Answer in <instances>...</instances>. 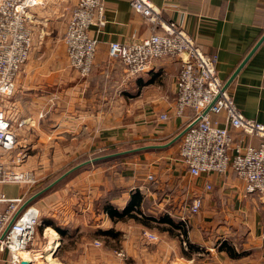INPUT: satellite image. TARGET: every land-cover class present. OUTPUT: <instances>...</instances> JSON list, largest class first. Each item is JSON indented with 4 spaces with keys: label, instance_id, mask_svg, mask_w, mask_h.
Returning <instances> with one entry per match:
<instances>
[{
    "label": "crops",
    "instance_id": "0c3cea01",
    "mask_svg": "<svg viewBox=\"0 0 264 264\" xmlns=\"http://www.w3.org/2000/svg\"><path fill=\"white\" fill-rule=\"evenodd\" d=\"M102 1L104 23L90 29L97 49L86 76L70 65L62 40L77 0H40L29 8V54L14 91L1 104L16 134L14 149L0 148L3 167L41 181L79 157L122 152L91 163L34 201L44 219L23 256L43 255L52 245L51 260L40 257L31 264H264V202L245 193L243 180L231 168L225 174L191 176L179 159L182 135L174 138L193 117L191 108L182 115L174 111L179 61L158 57L144 71L130 74L120 60L109 57V42L140 41L152 28L127 0ZM150 1L165 21L215 57L216 74L226 81L264 33V0ZM227 84L240 112L264 124V39ZM212 118L226 125L222 114ZM231 132L235 143H259ZM21 153L25 158L16 163ZM33 189L0 184L5 197L27 200ZM134 192L141 196L138 208L144 216L186 217L175 221L185 235L170 233L173 227L166 222L107 216L104 205L122 209ZM195 195L202 204L190 215ZM4 206L0 203V209ZM143 231L155 233L157 240H148ZM183 241L196 249H186ZM224 241L238 256L218 248ZM0 264H9L6 249L0 250Z\"/></svg>",
    "mask_w": 264,
    "mask_h": 264
},
{
    "label": "built area",
    "instance_id": "2783aa9c",
    "mask_svg": "<svg viewBox=\"0 0 264 264\" xmlns=\"http://www.w3.org/2000/svg\"><path fill=\"white\" fill-rule=\"evenodd\" d=\"M40 0H0V148H15L16 134L5 117L2 101L14 91V80L26 61L31 37L28 27L29 8ZM131 8L146 20L152 33L131 43L111 41L108 55L120 60L130 74L146 69L152 59L170 56L179 61L174 78V111L182 115L187 108L193 117L182 134L179 159L191 176L201 173L225 174L231 168L244 182V191L264 201V124L244 116L228 91L227 81L215 71V57L205 53L194 38L172 21L161 17V10L150 0H127ZM104 23L102 0H77L62 37L70 65L85 76L92 69L97 39L90 35L92 27ZM222 114L226 125H220L212 115ZM166 118L165 114L160 115ZM231 129L242 137H255L258 145H242L233 141ZM23 155H16L15 162ZM28 173L4 168L0 162V184H24L31 181ZM148 179H153L148 175ZM206 189L210 185L206 184ZM0 250L9 253V264H31L22 255L32 241L39 224V208L25 204L23 197L0 194ZM202 198L192 197L190 215L199 212ZM155 239V235L147 233Z\"/></svg>",
    "mask_w": 264,
    "mask_h": 264
},
{
    "label": "rangeland",
    "instance_id": "374dc122",
    "mask_svg": "<svg viewBox=\"0 0 264 264\" xmlns=\"http://www.w3.org/2000/svg\"><path fill=\"white\" fill-rule=\"evenodd\" d=\"M75 69V68H74ZM91 71V70H90ZM89 71V72H90ZM80 74V73H79ZM86 76V75H85ZM102 154H104L105 155V153H102ZM101 154V155H102ZM18 155H23V158H22V161H23V159L25 158V154L24 153H21V154H18ZM97 156H99V155H97ZM93 157H96L95 155H92V156H89V157H86V156H82V157H79L78 159H75V160H73V161H71L69 164H67L65 167H63L60 171H58V174L55 176V177H52V176H47V177H45L44 179H42L41 181H39V179H36V177H34L33 175H30L28 172H26V171H24V172H26V173H28L27 175L30 177V179H31V181L29 182V183H24L23 185H25V186H29V187H31V188H34L33 189V193H32V195L35 193V192H37V191H39L40 189H42L43 187H45L46 185H48L49 183H51L53 180H55L57 177H59L61 174H63L65 171H67V170H69L71 167H73V166H75L76 164H78V163H81V162H83V161H85V160H88V159H91V158H93ZM22 161H20L19 163H21ZM92 163H94V164H96L97 162H92ZM91 163H88V164H85V165H82V166H80V167H78V168H76V169H74L73 171H71L70 173H68L67 175H65L64 177H62L57 183H55V184H53V186H51L49 189H47L46 191H44L43 193H41L40 195H38L37 197L38 198H34L33 199V201H30L29 203H27V204H32V205H34V206H36L34 203V201H38V199L39 198H41L42 196H44L45 194H47L48 193V191L52 188V187H59V186H61V185H63L64 183H66V182H68V181H70V179H74V176H75V174L78 172V171H80V170H82V169H85V168H88V167H90L91 165H90ZM75 181V180H74ZM61 184V185H60ZM71 184H72V182H71ZM74 184H76V183H74ZM53 188V189H54ZM70 196H72V195H70ZM23 199L25 200V198L23 197ZM25 202H26V200H25ZM264 202V201H263ZM37 207V206H36ZM47 208H44V212L47 214V210H46ZM40 211V210H39ZM106 213V212H105ZM130 213H134L135 215H136V217L138 218V219H140V221H145V217H144V215L143 214H140V213H136V212H130ZM107 214V213H106ZM107 216L109 217V218H111L113 221H136V220H134V219H129V218H132V217H130V216H124L123 218H121V219H119V218H112V217H110L108 214H107ZM144 217V218H143ZM155 218V219H154ZM44 218H42L41 217V213H40V216H39V224L35 227V232H34V234H33V239H34V236L36 235V233H37V231H38V228H39V226L42 224V220H43ZM186 221V217H183L182 219H180V220H175V221ZM148 221H159L160 222V220H159V217L157 216V218L156 217H153V219L152 220H148ZM158 222V223H159ZM166 224H168V223H166ZM150 225H152V226H156L158 229H161L162 230V228H160L159 227V225H157L156 223H151L150 222ZM166 227H168V225H166ZM171 227H173V226H171ZM184 227H182V226H178V227H173V229H172V231L170 230V229H168L169 230V232L170 233H175V234H182L183 233V229ZM158 229H157V231H158ZM147 233H152V234H154L155 235V239H150V238H148L147 237ZM159 233V232H158ZM143 235H144V237H146L148 240H150V241H155V240H157V235L155 234V233H153V232H150V231H143ZM33 239H32V241H33ZM31 241V242H32ZM29 245L27 246V249L30 247V242L28 243ZM183 245H185V247H186V249L188 248V250H189V248L190 249H192V250H194L195 248H192V247H188L187 246V243H186V241H183ZM24 252V251H23ZM22 252V255L24 254ZM118 254H121V252L119 251L118 253H117V255ZM120 256H123V255H120ZM40 263H41V261H39Z\"/></svg>",
    "mask_w": 264,
    "mask_h": 264
},
{
    "label": "trees",
    "instance_id": "16d2710c",
    "mask_svg": "<svg viewBox=\"0 0 264 264\" xmlns=\"http://www.w3.org/2000/svg\"><path fill=\"white\" fill-rule=\"evenodd\" d=\"M101 160H98V161H95V162H100ZM140 202H141V196L138 192H134L133 196L130 198L128 204L122 208V209H118L116 208L115 206H113L112 204H106L104 205V211L112 218H123L124 216H130L132 218H135V219H138L136 217V215L134 213H130V212H136V213H140V209L138 208V206L140 205ZM145 221H148V220H152L153 217L151 216H144ZM143 217V218H144ZM140 220V219H139ZM159 220L160 222H166L168 223L170 226H173V227H178L180 226L179 223L175 222L174 219H172L171 217L169 216H162V217H159ZM183 230V234L185 235V230ZM188 247H192V248H195V246H193L192 244H189L188 243ZM220 250H225L230 256H238V253L234 250V248L232 247V245L230 243H227V242H222L219 247H218Z\"/></svg>",
    "mask_w": 264,
    "mask_h": 264
},
{
    "label": "water",
    "instance_id": "95a60500",
    "mask_svg": "<svg viewBox=\"0 0 264 264\" xmlns=\"http://www.w3.org/2000/svg\"><path fill=\"white\" fill-rule=\"evenodd\" d=\"M264 39V33L262 34V36L258 39V41L253 45V47L250 49V51L247 53V55L244 57V59L241 61L240 65L234 70V72L232 73V75L230 76V78L228 79L227 83L234 77V75L236 74V72L239 70V68L244 64V62L247 60V58L253 53V51L257 48V46L260 44V42ZM186 129V128H185ZM185 129L183 131H181V133H179L178 135H176V137L174 139H178L179 137H181V135L184 133ZM173 139V140H174ZM172 140V141H173ZM171 141V142H172ZM141 148V147H140ZM128 151V150H127ZM122 151L120 152H115V153H111V154H105V155H99L96 157H93L91 159L85 160L81 163L76 164L75 166L71 167L69 170L65 171L63 174H61L59 177H57L55 180H53L51 183H49L48 185H46L45 187H43L42 189H40L39 191L35 192L33 195H31L25 202V204L29 203L31 200H33L34 198H36L38 195H40L41 193H43L44 191H46L47 189H49L51 186H53V184L57 183L62 177H64L65 175H67L68 173H70L71 171H73L74 169L88 164V163H92L98 160H102L111 156H115L120 154ZM125 152V151H123Z\"/></svg>",
    "mask_w": 264,
    "mask_h": 264
},
{
    "label": "bare ground",
    "instance_id": "6f19581e",
    "mask_svg": "<svg viewBox=\"0 0 264 264\" xmlns=\"http://www.w3.org/2000/svg\"><path fill=\"white\" fill-rule=\"evenodd\" d=\"M47 248V247H46ZM51 250H52V245L51 246H49V248L48 249H46V251H45V253L43 254V255H40V254H38V253H35V254H29V256H26V258L27 259H33V260H38V259H40V257H43L44 259H47V260H51L52 258L51 257H53L52 256V252H51ZM40 253V252H39ZM26 255V254H25ZM29 257V258H28Z\"/></svg>",
    "mask_w": 264,
    "mask_h": 264
}]
</instances>
